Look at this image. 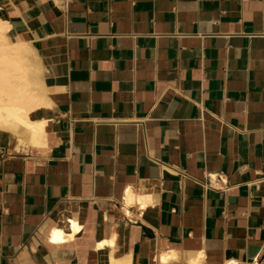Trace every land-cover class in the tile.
<instances>
[{
  "label": "crops",
  "instance_id": "crops-1",
  "mask_svg": "<svg viewBox=\"0 0 264 264\" xmlns=\"http://www.w3.org/2000/svg\"><path fill=\"white\" fill-rule=\"evenodd\" d=\"M0 16L58 86L50 148L0 137V264H40L53 212L97 221L128 189L138 245L264 258V0H0Z\"/></svg>",
  "mask_w": 264,
  "mask_h": 264
},
{
  "label": "bare ground",
  "instance_id": "bare-ground-1",
  "mask_svg": "<svg viewBox=\"0 0 264 264\" xmlns=\"http://www.w3.org/2000/svg\"><path fill=\"white\" fill-rule=\"evenodd\" d=\"M11 25L0 16V137L11 135L17 150L43 151L51 146V113L56 106L57 82L32 40L11 37ZM136 196L128 189L124 201L99 213L68 204L51 214L39 244L45 252L40 264H210L205 252L189 254L185 263L174 249L157 251L138 237L130 225V204ZM119 214L125 217L119 218ZM97 237V238H95ZM222 264H245L228 259ZM250 264H264L257 256Z\"/></svg>",
  "mask_w": 264,
  "mask_h": 264
}]
</instances>
